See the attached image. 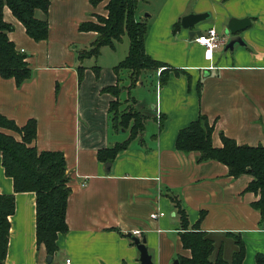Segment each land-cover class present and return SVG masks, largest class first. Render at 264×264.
Returning a JSON list of instances; mask_svg holds the SVG:
<instances>
[{
  "label": "crops",
  "instance_id": "1",
  "mask_svg": "<svg viewBox=\"0 0 264 264\" xmlns=\"http://www.w3.org/2000/svg\"><path fill=\"white\" fill-rule=\"evenodd\" d=\"M106 2L49 0L48 36L38 41L8 7L3 10L13 26L8 36L27 55L32 73L20 86L0 75V113L18 126L36 121L32 144L38 151L63 153L70 191L68 230L58 234L57 250L47 261L44 245L36 241L35 193L14 192L0 158V192L15 200L2 264H140L132 237L145 240L153 264H185L181 261L191 254L181 243L172 197L180 200L188 229L205 231L227 259L235 250L227 234L239 235L242 264H257L256 255L264 256V219L251 205L259 197L247 190L252 176L233 177L225 164L198 161V152L180 151L175 142L178 131L203 114L213 125L214 147L222 145L221 135L238 145L264 146V0H163L147 22L144 48L165 66L144 70L134 86L130 70L114 69L127 54L116 53L118 42L102 46L98 56L79 57L96 36L79 26L106 15ZM202 12L209 17L193 29L214 28L224 41L211 56L193 40L196 34L189 37V29L180 24L173 31L183 15ZM35 14L44 16L41 10ZM232 17L250 20L240 32L246 46L224 52L223 33ZM146 77L153 94L149 102ZM113 86L119 87V112L130 105L142 118V131L132 138L131 122L123 127L112 119L109 106L116 97L105 88ZM3 131L20 140L17 132ZM125 141L107 169L98 150ZM157 210L164 214L152 219Z\"/></svg>",
  "mask_w": 264,
  "mask_h": 264
},
{
  "label": "trees",
  "instance_id": "2",
  "mask_svg": "<svg viewBox=\"0 0 264 264\" xmlns=\"http://www.w3.org/2000/svg\"><path fill=\"white\" fill-rule=\"evenodd\" d=\"M102 0H91L97 4ZM49 0H0V75L3 78H13L20 86L31 77V68L27 55L18 50L8 34L13 29L12 24L3 19V10L8 7L12 14L23 24L26 33L34 40H43L48 36L47 10ZM106 15H97L95 21L84 22L80 30L96 32L87 50L80 51L79 57L98 56L104 45L114 46L120 42L123 35L128 37V52L114 69L130 70V85L134 86L141 72L155 70L165 66L160 61L152 59L144 48V40L148 23L135 17L137 0H107ZM37 10L43 13L42 18L35 14ZM180 27V21L173 26L175 32ZM161 84L167 76L161 71ZM82 75L79 68L78 76ZM116 99L111 101L109 110L115 124L126 127L130 124V137L142 131V118L136 111H117L119 87H107ZM9 129L20 135V140L3 130ZM213 125L207 117L200 114L195 120L178 131L175 147L183 152H198V161L209 159L225 164L228 173L237 177L249 174L252 179L247 190L259 195L252 206L259 211L264 219V146L238 145L233 139L221 135L222 145L214 147L211 142ZM36 137V121L29 119L24 125L18 126L12 119L0 113V158L4 172L13 181L14 192L30 191L35 193L36 223L35 235L38 244H43L48 255L57 250L56 239L59 233H65L68 226L65 220L69 187L66 174L65 157L60 151H38L32 144ZM127 141L110 148L98 150V158L109 161L125 146ZM108 163V162H107ZM176 212L180 216L182 231L179 233L184 248L190 250V257L183 259L185 264H242L244 244L241 237L234 233L227 234L233 241L235 250L227 259L222 254L221 247H216L212 238L198 227L188 229V218L180 205V200L171 198ZM15 206L14 194L0 192V264L3 263L9 232V216ZM256 263L264 264V256L256 255Z\"/></svg>",
  "mask_w": 264,
  "mask_h": 264
},
{
  "label": "water",
  "instance_id": "3",
  "mask_svg": "<svg viewBox=\"0 0 264 264\" xmlns=\"http://www.w3.org/2000/svg\"><path fill=\"white\" fill-rule=\"evenodd\" d=\"M209 17L208 12L202 13H188L183 15L180 19V24L182 27L189 29L188 35L189 37H193L195 34H201L200 30H195L193 27L198 23L204 21ZM250 25V20L248 18H235L232 17L229 19L227 23V27L224 31V36L227 37L226 42L224 43L223 50L226 51H233L234 47L238 45L246 46L245 40L240 35V32ZM106 168L109 169V163L106 164ZM129 235H131L129 233ZM136 247L139 251V261L140 264H153L151 255L149 254L146 246L145 240L139 239L137 237H132ZM47 261H51V256H47ZM177 263V261H175Z\"/></svg>",
  "mask_w": 264,
  "mask_h": 264
},
{
  "label": "rangeland",
  "instance_id": "4",
  "mask_svg": "<svg viewBox=\"0 0 264 264\" xmlns=\"http://www.w3.org/2000/svg\"><path fill=\"white\" fill-rule=\"evenodd\" d=\"M162 2H163V0H137V9H136V13H135L136 18L139 20H145L146 22H148L149 18L152 16L153 12H157L158 10H160ZM127 47H128V37L126 35H123L122 40L117 43V49L115 51H116V53L124 52L126 54L128 51ZM106 49H109V48H106ZM121 49H122V51H121ZM109 51L114 52V50H111V49ZM101 57H103V55ZM101 57L99 59H101ZM103 58H105V57H103ZM144 83H145L146 89H147V87L148 88L150 87L149 77H146L144 79ZM142 89L143 88H140V90H142ZM144 92L146 95L145 96L146 102H149L152 99L153 94L148 89ZM143 107H144V109H150V107L147 103H143ZM127 109L133 111V109L131 108L130 105L127 106ZM117 111H119V110L117 109Z\"/></svg>",
  "mask_w": 264,
  "mask_h": 264
},
{
  "label": "built area",
  "instance_id": "5",
  "mask_svg": "<svg viewBox=\"0 0 264 264\" xmlns=\"http://www.w3.org/2000/svg\"><path fill=\"white\" fill-rule=\"evenodd\" d=\"M193 40L195 42L202 44L210 56L212 55L214 49H216L219 45H221L224 42L223 39H221L218 36V34L214 28H209L206 30V32H202L199 35H195L193 37ZM160 69H162V67H160ZM163 214H164V212L157 210V211H153L150 214V217L152 219H157L158 217L162 216ZM132 233L136 236L140 235L139 230H134V231H132ZM68 261L69 260L67 259L66 262H68Z\"/></svg>",
  "mask_w": 264,
  "mask_h": 264
}]
</instances>
